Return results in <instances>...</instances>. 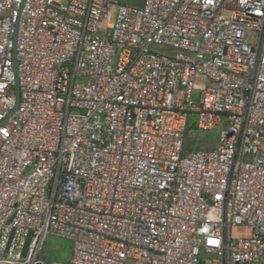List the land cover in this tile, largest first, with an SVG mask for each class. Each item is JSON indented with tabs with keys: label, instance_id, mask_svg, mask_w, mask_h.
I'll use <instances>...</instances> for the list:
<instances>
[{
	"label": "built area",
	"instance_id": "1",
	"mask_svg": "<svg viewBox=\"0 0 264 264\" xmlns=\"http://www.w3.org/2000/svg\"><path fill=\"white\" fill-rule=\"evenodd\" d=\"M190 119L215 147L184 152ZM49 235L264 264V0H0V264H65Z\"/></svg>",
	"mask_w": 264,
	"mask_h": 264
},
{
	"label": "rangeland",
	"instance_id": "2",
	"mask_svg": "<svg viewBox=\"0 0 264 264\" xmlns=\"http://www.w3.org/2000/svg\"><path fill=\"white\" fill-rule=\"evenodd\" d=\"M124 3H130L132 0H120ZM162 50H172L169 47L160 46ZM194 99L197 101L199 99V93H195ZM194 115L191 119H194ZM190 119V124L188 126V130L186 133L185 141H184V152L189 151L190 148L195 145L197 147H202V142L204 140L209 141H218L220 136V129L215 128L211 130H200L197 129L195 125H193V121ZM203 149H207L204 147ZM242 229H235L234 235L240 236L242 235ZM74 247V241L69 238L49 235L45 244V254L50 260H59L64 262L65 264H70V260L72 257Z\"/></svg>",
	"mask_w": 264,
	"mask_h": 264
},
{
	"label": "crops",
	"instance_id": "3",
	"mask_svg": "<svg viewBox=\"0 0 264 264\" xmlns=\"http://www.w3.org/2000/svg\"><path fill=\"white\" fill-rule=\"evenodd\" d=\"M217 142L218 141H209V140H204V142H202V147H197L195 145H193L190 150H193V149H203L204 147L208 149H211L213 147H215L217 145Z\"/></svg>",
	"mask_w": 264,
	"mask_h": 264
},
{
	"label": "water",
	"instance_id": "4",
	"mask_svg": "<svg viewBox=\"0 0 264 264\" xmlns=\"http://www.w3.org/2000/svg\"><path fill=\"white\" fill-rule=\"evenodd\" d=\"M17 92H18V100H17V105L19 104V88H17Z\"/></svg>",
	"mask_w": 264,
	"mask_h": 264
},
{
	"label": "trees",
	"instance_id": "5",
	"mask_svg": "<svg viewBox=\"0 0 264 264\" xmlns=\"http://www.w3.org/2000/svg\"><path fill=\"white\" fill-rule=\"evenodd\" d=\"M193 125H195V124L193 123Z\"/></svg>",
	"mask_w": 264,
	"mask_h": 264
}]
</instances>
